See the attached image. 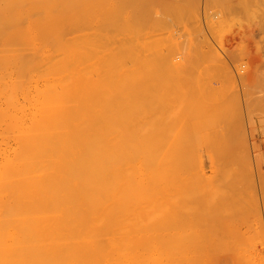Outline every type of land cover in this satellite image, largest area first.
<instances>
[{
	"label": "rangeland",
	"instance_id": "374dc122",
	"mask_svg": "<svg viewBox=\"0 0 264 264\" xmlns=\"http://www.w3.org/2000/svg\"><path fill=\"white\" fill-rule=\"evenodd\" d=\"M23 1L40 6L44 20L89 19L92 35L123 38L132 52L145 57L138 65L130 62L133 67L128 60L118 84L108 87L110 236L119 232L121 241L149 244L155 238L153 244L219 245L226 247L217 253L219 264H239L245 246L253 252L249 262L258 263L264 255L258 253L260 245L264 253V0ZM71 7L73 13L67 11ZM158 52L175 55V61L178 55L182 62L198 59L191 60L195 65L168 67L161 60L151 62L163 56ZM40 72L0 67L2 177L8 172L11 141L1 118L15 121L20 109L27 111L29 78L19 75ZM114 90L120 93L117 107ZM156 148L162 164L173 151L181 168L167 184L165 179L154 183L137 165ZM0 205L1 247L10 237L9 216L25 214L30 205L18 187L7 185L0 186Z\"/></svg>",
	"mask_w": 264,
	"mask_h": 264
},
{
	"label": "bare ground",
	"instance_id": "6f19581e",
	"mask_svg": "<svg viewBox=\"0 0 264 264\" xmlns=\"http://www.w3.org/2000/svg\"><path fill=\"white\" fill-rule=\"evenodd\" d=\"M67 11L73 13L74 7ZM40 13V6L29 5L23 0H0V67L41 71L40 74L19 75L29 78L25 94L29 109L23 114L20 109L15 121L1 118L2 121L5 119L3 123L10 129L11 157L7 160V175L2 177L0 174V186L7 185L9 189L18 187L30 206L23 215L9 216L13 221L10 228L7 227L10 237L8 240L5 238L7 241L4 240V245L0 247V264H219L217 253L226 248L219 245L179 246L180 243L177 246L158 243L157 240L158 244H153L155 238L152 244L148 241L125 242L121 241L122 236L115 229L110 236L108 87L110 83L118 84L120 70L125 69L128 60L129 64L138 65L145 57L139 56V52L137 55L134 50L132 52L131 45L128 46L123 38L117 36L116 40H112V36L110 38L99 32L92 35L90 28L93 21L91 23L89 19L58 20L50 17L45 21ZM183 38L180 36L179 40ZM148 43L151 46L153 42ZM173 56H156L158 61L154 58L151 62L159 63L161 60L168 67L195 65L191 55L193 59L189 63L186 59L187 63L182 62L181 55L175 57L179 62ZM147 60L144 63H150ZM133 64L130 65L133 67ZM36 92L39 96L35 97ZM118 94V90L112 94L116 107ZM172 152L167 164H162L157 157L156 148L143 155L137 165L154 183L159 179H165V182L170 176L175 177L180 168ZM159 166L161 172L157 171ZM114 195L113 207L117 209ZM146 228L141 229L145 232ZM261 247V251L257 252L264 254ZM250 250L244 246L241 264L252 263L249 262L253 253ZM261 257H257L259 262L256 264H264V255Z\"/></svg>",
	"mask_w": 264,
	"mask_h": 264
}]
</instances>
